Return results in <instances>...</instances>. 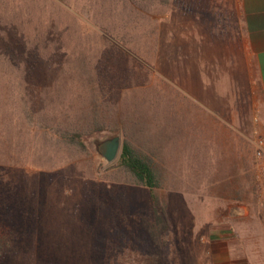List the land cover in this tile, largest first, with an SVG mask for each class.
I'll return each mask as SVG.
<instances>
[{
	"label": "trees",
	"instance_id": "obj_1",
	"mask_svg": "<svg viewBox=\"0 0 264 264\" xmlns=\"http://www.w3.org/2000/svg\"><path fill=\"white\" fill-rule=\"evenodd\" d=\"M140 1L147 0H0V26L24 46L18 58L13 46L0 45V81L11 103L0 113V264H60L68 244L81 250L83 264L97 256L104 263L110 236L128 220V186L148 190L152 216L140 222L141 250L124 253L120 264H162L170 222L157 191L166 160L139 143L149 105L135 61L144 60L126 35L125 8ZM118 123L119 158L96 177L86 141L112 135ZM67 163H84L88 187H60Z\"/></svg>",
	"mask_w": 264,
	"mask_h": 264
},
{
	"label": "crops",
	"instance_id": "obj_2",
	"mask_svg": "<svg viewBox=\"0 0 264 264\" xmlns=\"http://www.w3.org/2000/svg\"><path fill=\"white\" fill-rule=\"evenodd\" d=\"M187 1L176 22L177 29L186 26V56L180 59V53L177 59L171 54V75L165 77L178 96V109L172 102L170 150L160 151L171 153L164 159L204 161L203 187H226L218 200L223 207L219 232L212 233L226 242L228 252L250 241L251 264H264V230L260 215H253L254 196L240 190L256 189V137L264 142V0ZM174 33L171 28L169 39L164 34L158 40L157 65ZM189 171L177 169L176 175ZM208 223L210 233L216 220Z\"/></svg>",
	"mask_w": 264,
	"mask_h": 264
},
{
	"label": "rangeland",
	"instance_id": "obj_3",
	"mask_svg": "<svg viewBox=\"0 0 264 264\" xmlns=\"http://www.w3.org/2000/svg\"><path fill=\"white\" fill-rule=\"evenodd\" d=\"M187 7V0H147L140 1L138 7L134 4L133 7L129 6L125 8V19H130H128L130 22L125 20L127 21L126 23H129L127 24L126 35L130 41V46L136 49L145 61H142L143 64L135 61V64L137 63L136 65L138 66L135 65L137 68L135 79H141V82L137 85L140 86L145 83V88L139 95L149 105L148 108L147 106L145 107L146 110H149V116L146 117L147 119L144 120V124L141 127L142 130L145 129V133L140 136L139 143L144 151L148 148L156 147V152L161 157L171 155L170 152L164 153L159 149L167 148L168 151L170 150L168 140L170 135L169 120L172 119V102L175 104L176 109H178L179 103L176 92L172 90L170 80L165 77H170L171 75V54L177 59L180 53V59H185L186 56V47L184 44L186 40V26L184 24V27H182V24H179L181 27L177 29L176 26L178 24L176 22L179 19L178 12L185 11ZM133 9L138 11L136 13L139 14V16L136 15L138 18L134 20L132 18L135 14L132 16L129 15ZM155 16H159V18L162 16L163 21L158 22ZM84 25L90 26L87 23ZM160 25L162 26L161 28ZM171 28L175 30V37L172 39V44L169 43L167 46H163V56L160 64L157 65L155 61L158 40L164 34L169 39L168 35ZM10 29H6L1 24L0 45L4 44L10 48L13 46L19 54V58L24 46H22L20 40L16 37L15 31L12 32L13 30ZM3 30H5V33ZM32 30V26L25 28V31L29 33ZM29 46L31 47V51H29L30 55L35 54L37 49L32 43ZM37 75L45 77L44 74L39 72H37ZM147 79H149V85H147ZM7 91L3 82L0 81V113H2L3 109L9 111L8 107L11 103H9L10 100H6ZM182 108L186 111V104L182 105ZM11 111H14V107L11 108ZM176 117L177 112H175L174 118ZM152 121L153 124H151ZM165 121L168 122L166 123ZM118 124L119 128L112 135L102 138L99 136H91L86 141L94 153V174L96 177L107 173L116 164L118 159L111 164L106 163L95 153L94 142L118 135L122 145V126L120 123ZM8 134L5 137L6 140H8V137H12L11 134ZM196 155L198 157L201 156L200 153ZM58 160L60 159L58 158ZM165 160L167 172L166 184L163 189L157 191V194L166 201L170 222L169 230L165 235V247L162 249V264H224L229 262L251 264L253 257L251 255L250 241L247 243L242 241L240 249L231 248V252H228L226 242L217 233H212L219 232L220 226L217 219L220 217L223 207L218 200L219 196L225 194L226 187H203L202 168L204 161L201 158L184 161H177L170 158ZM177 164H181V167L178 168ZM83 167L84 163L83 166H74V164L67 163V166L61 169L63 185H60V187H67L66 192L69 191L68 188L74 189V192H77L80 187H88V185H84L82 182L83 176H80L81 171L84 169ZM187 167L190 169L188 175H176L177 169L187 170ZM182 184L184 185L182 186ZM256 192L255 189L254 193H251V197L253 198L254 196L252 199L254 204H256ZM254 204L253 215H259L258 207ZM127 207L128 220L125 226L116 230L110 236L106 251L100 257L103 260L101 261L104 262L102 264H120V257L124 253L141 250L143 240L139 234L140 222L142 220H150L152 216L148 190L143 187L128 186ZM210 219H213V223L215 219L216 223L213 224L214 227L210 228L209 233L207 226ZM73 223H76V220ZM232 245L234 246L236 244L232 243ZM68 246L67 249L62 250L64 260L60 264H83V260H79L81 250L72 248L70 244ZM238 250L244 252V259H241V251ZM77 251L79 253H76ZM89 264H100L98 256L93 262H89Z\"/></svg>",
	"mask_w": 264,
	"mask_h": 264
},
{
	"label": "built area",
	"instance_id": "obj_4",
	"mask_svg": "<svg viewBox=\"0 0 264 264\" xmlns=\"http://www.w3.org/2000/svg\"><path fill=\"white\" fill-rule=\"evenodd\" d=\"M255 180L257 191V207L264 230V142L256 137L254 146Z\"/></svg>",
	"mask_w": 264,
	"mask_h": 264
},
{
	"label": "water",
	"instance_id": "obj_5",
	"mask_svg": "<svg viewBox=\"0 0 264 264\" xmlns=\"http://www.w3.org/2000/svg\"><path fill=\"white\" fill-rule=\"evenodd\" d=\"M121 139L118 135L94 142V151L106 163L115 162L121 152Z\"/></svg>",
	"mask_w": 264,
	"mask_h": 264
}]
</instances>
